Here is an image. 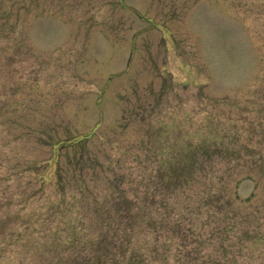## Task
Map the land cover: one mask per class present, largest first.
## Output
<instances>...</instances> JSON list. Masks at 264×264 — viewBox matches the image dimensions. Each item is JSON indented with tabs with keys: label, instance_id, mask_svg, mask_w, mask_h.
Masks as SVG:
<instances>
[{
	"label": "rangeland",
	"instance_id": "rangeland-1",
	"mask_svg": "<svg viewBox=\"0 0 264 264\" xmlns=\"http://www.w3.org/2000/svg\"><path fill=\"white\" fill-rule=\"evenodd\" d=\"M212 135L255 151L156 194L196 235L213 192L264 220V0H0V264H61L66 218L88 228L110 186L134 194ZM140 233L124 264H152Z\"/></svg>",
	"mask_w": 264,
	"mask_h": 264
},
{
	"label": "trees",
	"instance_id": "trees-1",
	"mask_svg": "<svg viewBox=\"0 0 264 264\" xmlns=\"http://www.w3.org/2000/svg\"><path fill=\"white\" fill-rule=\"evenodd\" d=\"M91 133L74 141L86 139ZM236 136L184 139L180 147H172L162 158L163 167L161 164L156 171L154 183L143 185L142 189L131 187L134 194L123 182L120 187L110 186L109 195L89 208L94 217L88 228L83 217L77 221L66 218L61 229L50 232L46 245L59 248L56 252L63 256L61 264H124L130 245L144 231L143 256L152 264H264V220L260 209L241 215L221 192H213L201 201V206L207 212V220L213 219L214 227L206 234L196 235L195 227L185 226L183 217L171 216L168 201L156 200L157 193H172L192 180L195 172L203 171V161L237 157L242 149L245 154L255 151L248 145L236 148ZM162 207L166 212L160 216ZM15 218L27 223L23 217ZM185 233L194 238L189 241ZM159 234L163 235L162 243ZM176 239L182 245H172Z\"/></svg>",
	"mask_w": 264,
	"mask_h": 264
}]
</instances>
